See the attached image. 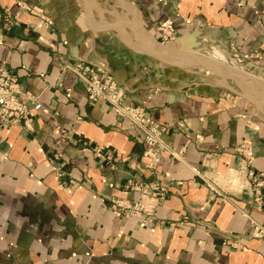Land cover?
<instances>
[{"label":"crops","instance_id":"obj_1","mask_svg":"<svg viewBox=\"0 0 264 264\" xmlns=\"http://www.w3.org/2000/svg\"><path fill=\"white\" fill-rule=\"evenodd\" d=\"M5 13L16 19L10 29ZM163 22L187 41L264 56V0H0V62L41 104L31 131L0 126V264H264V237H251L264 228V210L251 204L244 175L247 165L264 173V81L220 68L218 54H206L216 67L202 65L243 90L166 68L162 57L196 60L181 58L178 42L155 43ZM66 59L105 66L125 104L143 106L164 128L167 149L151 167L141 129L101 100L90 103ZM57 126L108 147L112 160L62 141ZM244 142L251 161L236 150ZM52 154L72 188L59 185ZM129 179L165 183L154 206L163 224L110 209L112 198L139 200ZM226 237L238 245L225 247Z\"/></svg>","mask_w":264,"mask_h":264},{"label":"built area","instance_id":"obj_2","mask_svg":"<svg viewBox=\"0 0 264 264\" xmlns=\"http://www.w3.org/2000/svg\"><path fill=\"white\" fill-rule=\"evenodd\" d=\"M16 24V19L9 13L4 14V26L10 29ZM163 25L162 27H164ZM162 27L159 28L162 30ZM167 27H170L169 25ZM165 31V29H163ZM63 69L73 73L84 84L86 97L90 103L101 100L113 108L118 117L129 119L143 132L144 141L147 145L144 155L151 159L149 166L154 164L156 154L166 148L161 139L164 128L154 123L148 112L141 106L125 104V94L120 85L116 82L107 68L99 63L85 59L64 60ZM41 109V104L36 95L21 87L18 74L10 69L5 63L0 62V126H19L22 130L31 131L34 125L35 112ZM59 137L72 145L90 146L95 157L101 163L112 160V151L101 145H91L70 130L60 128ZM240 146L237 150L240 152ZM248 155L249 150H244ZM174 157H179L177 153L170 152ZM47 160L52 164L56 175L59 177V185L64 189H70L75 185L72 180H65L63 172L54 162L56 155L47 156ZM253 182V201L256 208L261 209L262 194L261 187L264 186L262 173L247 171ZM264 178V177H263ZM126 188L139 193V200H119L112 199L111 210L123 216L138 217L140 224H150L152 227L158 222L154 217V206L166 194V188L162 180H152L149 182H137L132 179L127 180ZM257 191V192H256ZM261 233L259 227L256 228ZM263 233V232H262Z\"/></svg>","mask_w":264,"mask_h":264},{"label":"rangeland","instance_id":"obj_3","mask_svg":"<svg viewBox=\"0 0 264 264\" xmlns=\"http://www.w3.org/2000/svg\"><path fill=\"white\" fill-rule=\"evenodd\" d=\"M114 9H116V8H114ZM163 25H165L164 27H162ZM170 26V27H167V26ZM162 27V30H160L159 28H161ZM163 29H165V31H163ZM158 37H155V40H157L161 45H165L166 43H168V42H178V40H180V39H182L183 37L182 36H177L176 35V32L173 30V28L171 27V25L169 24V22L167 23V22H163L162 24H160L159 26H158ZM208 41H206V40H203V39H201V38H197V37H195V36H191L189 39H188V41H187V39L185 38V39H183V41L182 42H179V44H181L180 46L181 47H183L184 49V51H183V53L182 54H180L179 53V56H181V58H184V56H190L189 58H187V59H185V60H192L193 58L194 59H197V58H202V57H205V56H207V55H211V54H216L217 52L219 53L218 54V57L220 58V60L219 61H221V62H225V63H227V64H229V65H233V66H235L237 69H244V70H248V71H251V73H253V74H251L254 78H257L258 79V81H256V79H254V78H252L253 80H255L256 82H259L260 84H262V82H261V80H263L264 81V73L262 72V71H260V68L259 67H262V66H264V64L262 65H260V64H258L257 66H254L253 65V63H252V60H262L263 59V61H264V56L262 55V54H260V53H258V52H247V53H240V52H238V50L236 49V47H235V45H230L229 47H228V49H226V50H221V49H219L218 47H216V46H214V45H212V44H208L207 43ZM189 43V45H190V47L193 49V52L195 53L196 52V54H194V55H191L190 54V51L189 50H187L185 47H186V44H188ZM174 45V44H173ZM216 50H217V52H216ZM207 54V55H206ZM163 59H164V62H165V67L166 68H168V69H171V70H179V71H189L190 70V72L191 73H196L197 75H199V76H202V77H204V78H207V79H209V78H211V77H213V80H215V81H218V82H225V83H227L228 84V82H229V85H231V86H235L236 88H242V90H243V87H240L237 83H236V81L234 80V79H230V77L231 76H228V78L226 77V78H219V77H217V74H215L214 73V76L213 75H211L210 74V71H213V72H215V70H212V69H210V68H208V67H205V66H203L204 65V63L202 62V61H199V62H197V61H193V62H188V63H181L180 62V60H174V61H170V60H168V59H166L165 57H162ZM86 60V59H85ZM205 60V59H204ZM244 60H247V62H244ZM89 61V60H88ZM176 61V62H175ZM206 61V60H205ZM207 62V61H206ZM212 62H213V65H211V66H215L216 67V65H214L216 62H214L213 60H212ZM202 63H203V65H202ZM193 64V65H192ZM207 64H209L208 62H207ZM206 68V69H205ZM117 82V81H116ZM121 88H122V86H120ZM123 89V88H122ZM245 90H248V89H245ZM124 91V90H123ZM103 102V101H102ZM138 106H141V105H138ZM141 107H143V106H141ZM144 108V107H143ZM145 109V108H144ZM261 109L264 111V106H262L261 107ZM146 110V109H145ZM149 114V113H148ZM117 115V114H116ZM118 116V115H117ZM150 116V115H149ZM151 118V117H150ZM152 121H153V119H152ZM154 122V121H153ZM154 123H156V122H154ZM157 124V123H156ZM162 139V138H161ZM83 140H85V139H83ZM85 141H87V140H85ZM145 142V141H144ZM164 143V142H163ZM146 144V143H145ZM93 145H96V144H93ZM243 145V147L240 149V152L237 150V152H239L240 154H242L243 156H245L246 158L247 157H249V159H250V161H251V155H252V152H251V145H250V143L249 142H244V144H242ZM102 146V145H101ZM147 146V145H146ZM147 148V147H146ZM249 150V154L248 155H246L247 153L246 152H244V150ZM145 151H146V149H145ZM160 152V151H159ZM159 152H157V154H156V157H157V155H158V153ZM172 152V151H171ZM174 153H176V152H174ZM178 155H179V157H180V153H177ZM145 156V155H144ZM173 156V155H172ZM146 157V156H145ZM174 157V156H173ZM179 157H176V158H179ZM147 159H149L148 157H146ZM156 160V159H155ZM154 160V161H155ZM248 162H249V160H248ZM248 162H247V164H248ZM151 163V159H149V162L147 163V166H149V164ZM254 171L251 167H248V165H247V167L244 169V171H245V173H244V175H245V177H246V179H247V182H248V188H249V192H250V196H251V204L254 206V201H253V193L252 192H254V190H253V182H252V179L250 178V175L249 174H247V171ZM254 172H257V171H254ZM258 174L259 173H262V175H263V177H264V173L263 172H257ZM262 177V179H264ZM163 182V181H162ZM164 186H165V188H166V185H165V183L163 184ZM211 188V190L213 191V194H215V195H217V196H221V197H224L225 195H224V192H223V190H221L220 188H217V187H214V186H210ZM261 194H262V203H261V206H262V208H261V210H264V186H262L261 187ZM257 192V191H256ZM166 193H167V188H166ZM166 195V194H165ZM164 195V196H165ZM163 196V197H164ZM162 197V198H163ZM112 199H119V200H128V199H121V198H112ZM111 199V200H112ZM111 200H110V204L109 205H111ZM257 206V205H256ZM147 225H149L150 226V224H147ZM257 226H255L254 228H253V231H252V235H251V237H253V238H260V237H264V228H260V230L263 232H261V233H258V231H257ZM238 240H239V238H237V237H232V239H230V238H228V237H226L225 239L223 238L221 241V243H222V245H224L225 247H227V248H235L237 245H238ZM236 245V246H235Z\"/></svg>","mask_w":264,"mask_h":264},{"label":"bare ground","instance_id":"obj_4","mask_svg":"<svg viewBox=\"0 0 264 264\" xmlns=\"http://www.w3.org/2000/svg\"><path fill=\"white\" fill-rule=\"evenodd\" d=\"M170 49H172V47L170 46L169 47ZM216 52H217V50H216ZM216 54H219L218 52L216 53ZM186 58L185 59H187V58H189L190 56H185ZM202 59H205L209 64H213V62H212V60H211V57H208V56H205V57H202V58H197V59H195L196 61H202ZM193 60V59H192ZM220 68H222V69H227V70H229L230 71V73L232 72V68H231V65H229V64H227V63H225V62H223V63H220V66H219ZM234 67V66H233ZM236 70V69H235ZM242 71V70H241ZM248 73V72H247Z\"/></svg>","mask_w":264,"mask_h":264},{"label":"water","instance_id":"obj_5","mask_svg":"<svg viewBox=\"0 0 264 264\" xmlns=\"http://www.w3.org/2000/svg\"><path fill=\"white\" fill-rule=\"evenodd\" d=\"M183 39H185V37H183L182 39L178 40V43H179V42H182ZM155 43L158 44L160 47H163V48L165 47V45H161L158 41H155ZM185 48H186L187 50L190 51V54H191V55L196 54V52H195V53L193 52V49L190 47L189 43L186 44V47H185ZM202 62H203L205 65H208L207 62H206L204 59H202ZM207 67H208V66H207ZM209 68H210V67H209ZM210 74L214 76V72H213V71H210ZM251 77L254 78L253 76H251ZM254 79H256V81H258L257 78H254Z\"/></svg>","mask_w":264,"mask_h":264}]
</instances>
